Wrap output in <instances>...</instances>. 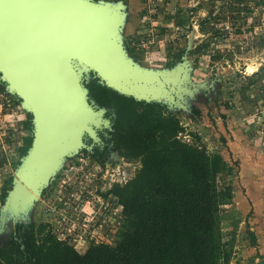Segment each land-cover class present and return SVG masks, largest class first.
Here are the masks:
<instances>
[{
	"label": "rangeland",
	"instance_id": "rangeland-1",
	"mask_svg": "<svg viewBox=\"0 0 264 264\" xmlns=\"http://www.w3.org/2000/svg\"><path fill=\"white\" fill-rule=\"evenodd\" d=\"M88 1L113 16L129 82L119 83L122 88L162 102L185 127L180 138L219 153L231 166L219 179L220 186L232 189L230 203L221 206L231 264L263 259L264 0ZM73 60L67 58L77 79L89 77V70ZM19 96L0 73V248L9 244L18 224L30 222L49 224L80 253L92 242L115 245L123 207L104 194L134 177L141 163L116 152L95 159L93 145L81 143L80 129L68 144H75L74 150L52 163L50 175L44 176L45 158L39 170H29L41 139L36 119L28 117L34 108ZM102 116L87 121L94 137L108 124ZM26 137L33 140L22 155Z\"/></svg>",
	"mask_w": 264,
	"mask_h": 264
},
{
	"label": "trees",
	"instance_id": "trees-1",
	"mask_svg": "<svg viewBox=\"0 0 264 264\" xmlns=\"http://www.w3.org/2000/svg\"><path fill=\"white\" fill-rule=\"evenodd\" d=\"M82 83L89 105L103 111L108 123L96 131L98 140L84 135L93 156L103 158L113 150L141 163L134 177L104 194L123 207L118 240L92 242L80 253L49 224H18L9 244L0 248V264H231L221 206L230 203L232 189L219 185L231 171L227 160L180 138L186 129L162 102L121 93L94 71ZM24 139L22 155L33 140Z\"/></svg>",
	"mask_w": 264,
	"mask_h": 264
},
{
	"label": "water",
	"instance_id": "water-1",
	"mask_svg": "<svg viewBox=\"0 0 264 264\" xmlns=\"http://www.w3.org/2000/svg\"><path fill=\"white\" fill-rule=\"evenodd\" d=\"M108 10L88 0H0V73L34 108L41 139L29 170H39L47 159L49 165L42 168L44 176L50 175L58 158L74 150L75 144H68L77 130L84 131L81 143L85 134L97 140L87 121L103 111L89 105L83 79H77L67 58L121 93L156 100L122 88L129 82L122 73V52ZM252 264H264V258Z\"/></svg>",
	"mask_w": 264,
	"mask_h": 264
},
{
	"label": "flooded vegetation",
	"instance_id": "flooded-vegetation-1",
	"mask_svg": "<svg viewBox=\"0 0 264 264\" xmlns=\"http://www.w3.org/2000/svg\"><path fill=\"white\" fill-rule=\"evenodd\" d=\"M83 152H84V151H83ZM115 152L118 153L117 151L110 150V151H109V152H108L103 158L94 157V156H93V157H94L95 159H98V158H99L98 160H101V159H105L109 154H111V153L113 154V153H115ZM84 153H85V152H84ZM118 154H119V153H118ZM92 155H93V154H92ZM122 157H123V156H122ZM123 158H124V157H123Z\"/></svg>",
	"mask_w": 264,
	"mask_h": 264
},
{
	"label": "built area",
	"instance_id": "built-area-1",
	"mask_svg": "<svg viewBox=\"0 0 264 264\" xmlns=\"http://www.w3.org/2000/svg\"><path fill=\"white\" fill-rule=\"evenodd\" d=\"M75 215H76L75 217H77V218H78V216H77L78 214H75ZM63 219H65V218H63ZM60 233H61V232H60ZM56 235H58V234H56ZM59 235H60V234H59ZM59 235H58V236H59ZM90 239H91V241H93V239H94V236H92ZM63 240H67V239L65 238V239H63ZM95 240H96V239H95ZM96 243H98V242H96Z\"/></svg>",
	"mask_w": 264,
	"mask_h": 264
},
{
	"label": "bare ground",
	"instance_id": "bare-ground-1",
	"mask_svg": "<svg viewBox=\"0 0 264 264\" xmlns=\"http://www.w3.org/2000/svg\"><path fill=\"white\" fill-rule=\"evenodd\" d=\"M253 67L251 66L250 69H252ZM254 71V70H253Z\"/></svg>",
	"mask_w": 264,
	"mask_h": 264
}]
</instances>
